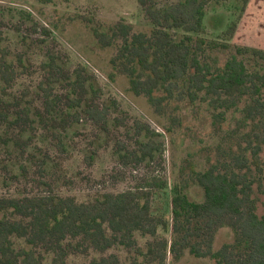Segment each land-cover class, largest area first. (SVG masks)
I'll return each mask as SVG.
<instances>
[{
	"label": "trees",
	"instance_id": "16d2710c",
	"mask_svg": "<svg viewBox=\"0 0 264 264\" xmlns=\"http://www.w3.org/2000/svg\"><path fill=\"white\" fill-rule=\"evenodd\" d=\"M210 1L149 6L145 10L149 34L135 33L124 22L103 32L92 31L101 48L119 42L110 64L129 79L130 92L148 100L156 115L166 116L175 104L206 106L218 139L214 158L206 157L202 171L189 164V174L180 173L181 181L171 187L161 185L172 195L170 219L154 214L150 191L104 194L89 203L58 195L1 196L0 264H64L68 246L79 250L85 242L89 249L103 252L119 237L130 242L135 234L152 238L159 228L171 235L170 241L160 243V262L168 251L175 258L188 252L214 264H264V201L259 214L256 197L264 196V50L231 44L237 22L228 26L223 38H207ZM242 1L240 15L249 2ZM1 52L0 97L12 88L17 70L25 68L20 55L10 58L6 48ZM56 59L49 57L41 64L43 69H57ZM41 94L46 107L54 103L47 91ZM5 97L14 106L4 118L20 133L26 132L24 127L36 123V111L16 97ZM86 110L93 121L107 116V109L98 106ZM155 151L149 142L140 144L131 158L124 159L141 163L151 160ZM191 183L202 190V201L189 199ZM223 227L232 231V241L214 252L215 234ZM153 252L152 246L146 249ZM116 260L102 256L87 264H115Z\"/></svg>",
	"mask_w": 264,
	"mask_h": 264
},
{
	"label": "rangeland",
	"instance_id": "374dc122",
	"mask_svg": "<svg viewBox=\"0 0 264 264\" xmlns=\"http://www.w3.org/2000/svg\"><path fill=\"white\" fill-rule=\"evenodd\" d=\"M180 1L0 0V63L6 48L10 58L20 55L25 64L17 70L12 88L0 97V197L58 195L89 203L104 194L150 191L154 214L170 219L172 195L161 185L171 187L181 181L180 173L189 174V164L202 171L206 157L214 158L218 139L206 106L175 104L166 116L156 115L148 100L130 92L129 79L110 64L119 42L101 48L92 31L103 32L124 22L135 33L149 34L145 10ZM243 6L242 0H211L206 5L205 36L223 38L228 26L237 22L231 44L264 50V0H249L240 15ZM225 56L220 55V60ZM49 57L57 58V69L45 71L41 64ZM41 91H47L52 105L45 106ZM5 95L36 111V123L24 127L26 132L20 133L4 118L14 106ZM88 106L107 109V116L91 120ZM148 142L156 148L151 160L124 159ZM187 195L192 201L203 199L194 183ZM256 197L261 214L264 196ZM170 237L159 228L152 238L135 234L130 242L119 237L103 252L89 249L84 242L79 250L68 246L63 263L87 264L90 259L115 256V264H214L188 252L175 258L168 251L160 262V243ZM232 238L229 228H220L213 251ZM149 246L155 251L152 254L146 253Z\"/></svg>",
	"mask_w": 264,
	"mask_h": 264
}]
</instances>
